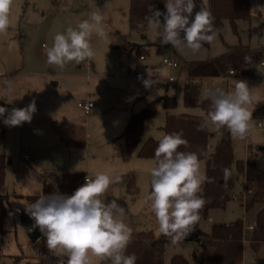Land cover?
Masks as SVG:
<instances>
[{
  "label": "rangeland",
  "instance_id": "374dc122",
  "mask_svg": "<svg viewBox=\"0 0 264 264\" xmlns=\"http://www.w3.org/2000/svg\"><path fill=\"white\" fill-rule=\"evenodd\" d=\"M208 1L194 0L197 6L194 13L206 7ZM130 7L131 0H13L10 26L6 34H0V95L13 100L10 107L24 108L26 101H37L44 96L41 88L46 82L55 86V82L61 81L54 88L65 109L55 107L51 111L55 117L40 121L35 115L30 123L20 126H7L0 117V153L11 159L6 184L0 191L12 195L5 229L0 236V264H41L44 261L22 222L19 206L31 203L27 196L42 193L46 183L55 185L56 173L80 171L92 179L98 172L111 170L110 174L119 175L121 182L110 185L100 199L105 203L115 199L124 209L125 223L135 231L152 230L156 237H161L155 216L144 203L145 194L151 191L149 169L154 166L155 158L141 156L139 150L147 138L159 139L165 133L168 113H189L205 118L208 110L203 102L210 100L207 96L210 89L230 91L235 80L245 81L249 88L251 102L247 107L252 128L244 139L231 137L235 157L233 171H237L238 160H246L264 145V126H258L262 116L254 114L257 106L264 102V64L254 66L250 72L232 73L231 69L225 75L194 78V82L201 84L196 105L186 103V85L191 80L185 66L187 62L221 56L229 45L246 44L264 51V0L253 1L250 18H239L235 22L227 18L222 32L214 30L213 42L204 43L196 53L187 48L177 50L170 44L162 45L159 30L154 27L149 26L145 34L133 30L129 21ZM149 10L151 16L153 11H161L159 3L151 4ZM94 11L103 16L102 26L107 33L106 38L92 35L94 56L79 64L69 62L62 69L49 65L46 47L52 45L54 35L64 33L68 26L75 28ZM128 40L145 44L146 59L137 51L128 53L117 49ZM164 56L176 58L184 66L169 70L163 63ZM149 78L152 87L146 88L143 81ZM166 94L174 95L177 105L166 108L160 103L157 113L145 120L141 143L126 155L125 140L119 136L126 129L132 112L140 111L148 102ZM84 99L95 104L91 113L87 114L78 105ZM0 106L4 107L1 102ZM208 128L214 133L210 139V150H214L227 129L216 132L210 124ZM22 151L31 155L30 164H22ZM46 170L53 173L49 180L39 173ZM201 170L207 177L206 160H201ZM131 176L137 185L136 194L128 188L127 180ZM240 182L231 191L224 208H214L209 216L201 219L202 240L212 236L214 222L229 223L239 218L244 219L243 222L255 220L264 202L259 201L247 209L249 190L244 180ZM34 228L33 225L31 230ZM201 249V241L187 236L176 244L170 241L165 248V264H170L174 253L190 256L194 250L199 253ZM57 259L56 256L54 264ZM191 260L195 264V260ZM92 264H112V261L92 257ZM242 264H264V241L255 247L250 237L245 240Z\"/></svg>",
  "mask_w": 264,
  "mask_h": 264
},
{
  "label": "clouds",
  "instance_id": "9594fccd",
  "mask_svg": "<svg viewBox=\"0 0 264 264\" xmlns=\"http://www.w3.org/2000/svg\"><path fill=\"white\" fill-rule=\"evenodd\" d=\"M12 3L13 0H0V34H6L10 26ZM164 4L166 12L153 11L149 18V26L159 30L162 45L196 53L204 43L213 42L214 18L208 8L201 7L194 13L197 8L194 0H164ZM102 21L101 13L94 11L75 28L68 26L64 33L57 32L52 45L46 47L47 63L62 69L69 62L79 64L91 59L94 56L92 35L107 37ZM249 59L245 57V61ZM143 84L146 88L152 87L150 78ZM207 96L211 106L204 118L205 126L210 124L216 132L227 129L233 139H244L252 128L247 83L235 80L230 91L210 89ZM36 110L33 99L26 107H13L10 111L0 106V117L7 126H20L30 123ZM182 135L172 132L160 136L154 151L155 163L149 169L151 191L144 196L159 233L170 237L172 244L189 234L206 202L198 193L208 178L201 170L196 153L178 150L188 144ZM110 171L98 172L92 179L87 176L85 183L71 195L59 191L41 194L25 205L34 227L46 238L47 249L58 257L57 264H92V257L111 259L112 264H136L135 254H124L132 238V228L124 220V209L115 199L107 203L100 199L110 185L121 182V177L111 175ZM222 172L226 186L231 172L228 167Z\"/></svg>",
  "mask_w": 264,
  "mask_h": 264
},
{
  "label": "trees",
  "instance_id": "16d2710c",
  "mask_svg": "<svg viewBox=\"0 0 264 264\" xmlns=\"http://www.w3.org/2000/svg\"><path fill=\"white\" fill-rule=\"evenodd\" d=\"M254 0H209L206 8L211 13L213 20V30L222 32L227 18L235 22L239 18H250L253 13ZM159 3L161 12H166L164 0H131L129 21L131 28L141 33H146L149 28L150 10L149 6ZM145 44L126 41L120 45L121 50L127 52L137 51L140 56L145 54ZM264 51L246 44L229 45V49L221 56L204 61H191L185 63L188 70L190 82L186 85V103L189 105L198 104L201 84L194 82V78L205 76L225 75L229 70L234 72H250L254 66L262 61ZM145 56V55H144ZM249 57L245 61V57ZM165 57V56H164ZM182 65V64H181ZM180 65V66H181ZM184 66V65H182ZM161 104L166 108L177 105L174 95L166 94L156 98L146 104L140 111L132 112L126 129L119 136L124 138L126 155H130L141 143L144 135V123L149 117L154 116ZM204 107L209 110L210 100L203 102ZM256 116L264 117V102L260 103L254 113ZM165 133L181 132L182 138L188 141L187 146H180L179 151L194 152L200 160H206L207 180L202 186V195L205 199L203 208L199 211L200 219L187 235L188 239L199 240L202 249L198 253L194 250L190 256L182 253H174L170 264H242L244 258L245 231L244 219L239 218L231 222H214L212 226V236L206 240L200 237L201 219L209 216L214 208H224L230 199L231 191L236 188L238 182H245L249 194V200L245 206L252 208L257 202H264V145L259 152L251 154L246 160L237 161V171L234 172L232 165L235 162L232 138L228 130L217 143L214 150H210V139L214 133L205 126L204 118L189 113H168L164 125ZM158 138L149 137L141 144L139 154L144 157L154 158V151L158 144ZM76 142V141H74ZM11 164V159L0 153V188L7 181V168ZM228 167L231 177L225 186L222 169ZM85 174L80 171L58 174L55 185L52 182L46 183L44 190L40 194L28 195L29 201L34 202L39 195H50L56 191L62 194L71 195L78 187L85 183ZM129 191L137 193V185L133 176L127 180ZM12 195L9 192L0 191V236L5 229V219L8 215V203ZM19 212L22 222L31 231L34 220L25 211V205H20ZM129 225V224H128ZM132 228L131 242L125 249L124 254H135L136 264H165L166 244L171 241L170 237L161 235L156 237L152 230L135 231ZM251 242L258 247L264 241V206L256 215V226L250 233ZM46 238L41 236L34 245L39 250L48 252ZM40 240L42 243L39 244ZM39 244V245H38ZM2 241L0 238V251ZM44 259V258H43ZM48 259H44L41 264H49Z\"/></svg>",
  "mask_w": 264,
  "mask_h": 264
},
{
  "label": "built area",
  "instance_id": "2783aa9c",
  "mask_svg": "<svg viewBox=\"0 0 264 264\" xmlns=\"http://www.w3.org/2000/svg\"><path fill=\"white\" fill-rule=\"evenodd\" d=\"M145 56L142 55V58H144ZM163 63L168 67L169 70L173 69V68H177V67H180L181 63L176 59V58H173V57H164L163 58ZM264 64V61L262 60L258 65L259 66H262ZM232 73H234V71L232 70ZM170 79L171 80H174V77L173 76H170ZM8 99L6 96H3V95H0V102L1 103H4L8 106V103H7ZM79 106L82 107L85 112L88 114L91 112L92 108L94 107V103L93 101H90V100H86V101H81L79 102ZM7 112L5 113V116H7ZM258 126H264V117H262V119H260L258 121ZM30 159H31V156L30 154L27 152V151H23L22 154H21V162L23 165H26V164H29L30 163ZM40 174L46 179V180H49L52 176V171L50 170H46V171H41ZM54 176H58V174L56 173ZM256 226V220L255 221H252V222H244V233H245V237L246 239H249V236H250V233L251 232H247V231H252ZM39 253L44 257V259H48L49 260V264H54V261H55V258H56V255L54 252H50L48 250V252H44L43 250H39Z\"/></svg>",
  "mask_w": 264,
  "mask_h": 264
},
{
  "label": "crops",
  "instance_id": "0c3cea01",
  "mask_svg": "<svg viewBox=\"0 0 264 264\" xmlns=\"http://www.w3.org/2000/svg\"><path fill=\"white\" fill-rule=\"evenodd\" d=\"M118 48H120V45L119 46H117V49ZM122 51H125V50H122ZM128 53H130V52H128ZM141 58H142V56H141ZM142 59H146V56L144 57V58H142ZM20 68H21V66H20ZM20 68H18V69H20ZM96 73H98V72H96ZM61 84V81H59V82H55V86L56 85H60ZM53 84H51V83H45L43 86H42V91H43V93H44V96L41 98V99H39V100H37L36 101V112L33 114V116H37V119H39L40 121H43V120H49L51 117H55L54 115H53V113L51 112L55 107H62L63 106V108L65 109V105L63 104H60V101H59V96H57V92L55 91L56 89L54 88L55 87ZM67 92V91H66ZM7 97V96H6ZM7 99H8V97H7ZM32 100H29V101H26L23 105H25V106H27L30 102H31ZM83 101H86V99H84ZM79 102H81V101H79ZM79 102H78V105H79ZM3 105H4V107L6 108V109H8L9 111L13 108V107H15V108H17L15 105H13V107H10V104H8V106L6 105V104H4V103H2ZM94 107H95V104H94ZM93 107V108H94ZM92 108V109H93ZM92 111V110H91ZM91 113V112H90ZM49 117V118H48ZM68 119V118H67ZM42 131L43 132H45V130L42 128ZM42 133V132H41ZM23 152V151H22ZM22 154V153H21ZM31 156V155H30ZM31 161H32V157H31V159H30V163H31ZM29 163V164H30ZM41 172V171H40ZM39 172V173H40ZM5 193V192H4ZM14 195H16V196H19V194H14ZM19 197H21V196H19ZM22 198V197H21ZM21 205H25V204H21ZM20 207V206H19ZM255 220H256V218H255ZM254 220V221H255Z\"/></svg>",
  "mask_w": 264,
  "mask_h": 264
},
{
  "label": "water",
  "instance_id": "95a60500",
  "mask_svg": "<svg viewBox=\"0 0 264 264\" xmlns=\"http://www.w3.org/2000/svg\"><path fill=\"white\" fill-rule=\"evenodd\" d=\"M260 148H262V146ZM29 236L33 242H36L39 238H41L42 234L38 228H34L33 230L29 231Z\"/></svg>",
  "mask_w": 264,
  "mask_h": 264
}]
</instances>
